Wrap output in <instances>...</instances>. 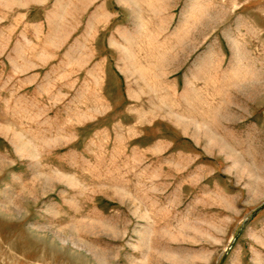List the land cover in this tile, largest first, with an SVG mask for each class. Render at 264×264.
I'll return each mask as SVG.
<instances>
[{"label": "rangeland", "instance_id": "1", "mask_svg": "<svg viewBox=\"0 0 264 264\" xmlns=\"http://www.w3.org/2000/svg\"><path fill=\"white\" fill-rule=\"evenodd\" d=\"M0 264H264V0H0Z\"/></svg>", "mask_w": 264, "mask_h": 264}]
</instances>
